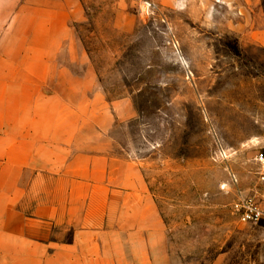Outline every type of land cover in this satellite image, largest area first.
I'll return each instance as SVG.
<instances>
[{
    "label": "rangeland",
    "instance_id": "rangeland-1",
    "mask_svg": "<svg viewBox=\"0 0 264 264\" xmlns=\"http://www.w3.org/2000/svg\"><path fill=\"white\" fill-rule=\"evenodd\" d=\"M64 1L0 0L2 259L70 249L109 187L144 192L172 264H264L231 207L264 153V0H75L76 45L42 56L21 31Z\"/></svg>",
    "mask_w": 264,
    "mask_h": 264
},
{
    "label": "crops",
    "instance_id": "crops-1",
    "mask_svg": "<svg viewBox=\"0 0 264 264\" xmlns=\"http://www.w3.org/2000/svg\"><path fill=\"white\" fill-rule=\"evenodd\" d=\"M76 8L75 0H65L58 10L51 11L47 6L42 11L45 19L29 23L32 28L21 31L23 38L31 40L28 46L40 48L42 56H48L51 48L61 49L64 41L73 42L74 48L76 38L70 24ZM59 12L62 21H51L50 15ZM34 40L37 42L33 43ZM42 64L49 65V62L43 60ZM92 160L95 168L106 172L114 166V160L109 157ZM100 178L101 184H113L114 176ZM102 189L97 206L88 203L74 208L73 204V209L67 213L74 216L71 223L74 242L70 249H60L57 255L43 256V259H28V255L26 259H2L0 245V264H172L170 257L163 253L159 215L147 205L144 192Z\"/></svg>",
    "mask_w": 264,
    "mask_h": 264
},
{
    "label": "built area",
    "instance_id": "built-area-1",
    "mask_svg": "<svg viewBox=\"0 0 264 264\" xmlns=\"http://www.w3.org/2000/svg\"><path fill=\"white\" fill-rule=\"evenodd\" d=\"M256 181L244 190H237L232 212L239 223L264 229V153L256 156ZM238 184L237 179H233Z\"/></svg>",
    "mask_w": 264,
    "mask_h": 264
}]
</instances>
